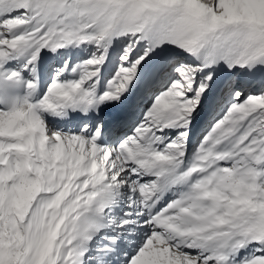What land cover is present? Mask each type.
Listing matches in <instances>:
<instances>
[{"label": "snow or ice", "instance_id": "snow-or-ice-1", "mask_svg": "<svg viewBox=\"0 0 264 264\" xmlns=\"http://www.w3.org/2000/svg\"><path fill=\"white\" fill-rule=\"evenodd\" d=\"M0 264H264V0H0Z\"/></svg>", "mask_w": 264, "mask_h": 264}]
</instances>
